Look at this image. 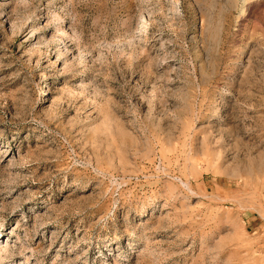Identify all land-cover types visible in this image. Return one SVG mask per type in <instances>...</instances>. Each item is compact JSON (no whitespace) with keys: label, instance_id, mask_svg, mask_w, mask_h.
Instances as JSON below:
<instances>
[{"label":"rangeland","instance_id":"1","mask_svg":"<svg viewBox=\"0 0 264 264\" xmlns=\"http://www.w3.org/2000/svg\"><path fill=\"white\" fill-rule=\"evenodd\" d=\"M0 264H264V0H0Z\"/></svg>","mask_w":264,"mask_h":264},{"label":"bare ground","instance_id":"2","mask_svg":"<svg viewBox=\"0 0 264 264\" xmlns=\"http://www.w3.org/2000/svg\"><path fill=\"white\" fill-rule=\"evenodd\" d=\"M5 252H7V250H5V249H0V255H1L2 253H5ZM25 258L27 259V261H25L24 264H26V263L29 262V261H28V257H25Z\"/></svg>","mask_w":264,"mask_h":264}]
</instances>
